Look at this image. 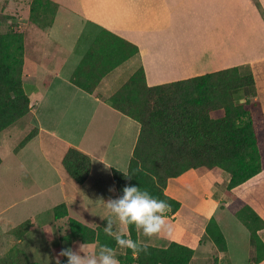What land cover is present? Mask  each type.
Returning a JSON list of instances; mask_svg holds the SVG:
<instances>
[{
  "label": "crops",
  "instance_id": "crops-1",
  "mask_svg": "<svg viewBox=\"0 0 264 264\" xmlns=\"http://www.w3.org/2000/svg\"><path fill=\"white\" fill-rule=\"evenodd\" d=\"M21 1L25 9L17 7L19 11L12 14L17 19L14 20L17 21L15 29L24 35L23 88L30 100L29 116L35 120L32 128L37 133L15 153L23 157V164L19 163L25 170L24 176L30 180L29 196L32 199L51 196L45 212H30L27 235L38 229L37 222L45 214L53 217L50 224L39 225L45 237L47 230L54 234L55 228H67L58 242L55 237L47 242L50 248L45 256L51 260L49 264L64 259L59 255L63 249L76 251L82 244L62 240L69 234L70 219L94 230H104L111 220L112 236L129 234L127 224L120 222L100 200L119 199L113 171L128 172L141 131L137 121L113 109L107 100L139 68H143L149 87L230 68H238L241 73L249 69V73L242 74L255 76V100L261 102L264 113V91L259 81L264 72V0H50L58 5V12L53 26L48 29L29 21L33 0ZM74 21L78 22L76 30ZM59 23L71 40H64L63 33L55 36L53 31ZM103 30L136 46L139 53L106 75L91 95L73 85L71 78ZM84 39L87 44L81 43ZM66 41L71 44L66 46ZM131 62L137 63V68L122 82L123 76L130 71L125 67ZM241 92L243 102L247 98L243 91L235 92L239 103ZM70 148L92 160L90 176L83 185L75 183L62 168ZM263 175L264 172L231 193L227 192L230 175L217 169H192L170 179L166 194L181 204L177 213H167L164 227L166 230L170 225L171 234L149 238L140 231L137 232L138 241L156 248H168L173 243L186 246L194 251L190 264H264V259L256 261L251 233L229 209L233 202L231 195H234L264 220ZM60 205H66L68 216L56 220L53 210ZM4 214L0 212V216ZM211 219L224 235L225 251H221L206 233ZM2 222L9 223L4 237L1 236L6 241L0 244L7 250L6 256L15 247L21 249L19 246L24 240L13 232L20 225L13 226L6 218H2ZM258 236L264 244V229ZM83 245L84 255H95L103 249L98 243ZM89 246L93 250H87ZM114 252L121 264L126 249L118 246Z\"/></svg>",
  "mask_w": 264,
  "mask_h": 264
},
{
  "label": "trees",
  "instance_id": "trees-1",
  "mask_svg": "<svg viewBox=\"0 0 264 264\" xmlns=\"http://www.w3.org/2000/svg\"><path fill=\"white\" fill-rule=\"evenodd\" d=\"M258 5V4H257ZM258 8L261 10L260 6ZM58 5L50 0H33L29 21L43 29L53 26ZM25 40L16 30L0 34V133L26 117L30 100L23 88ZM139 53L136 46L103 30L74 72L71 82L88 94L95 91L102 79ZM243 91L246 100L236 101L235 92ZM256 97V79L230 68L202 77L149 87L143 68L107 100V104L141 125L140 135L127 173L113 171V181L119 198L126 185L139 186L152 196L171 205L173 214L181 204L166 194L170 179L189 170H220L230 175L227 192L243 186L264 172V113ZM31 132L17 147L23 149L35 136ZM1 165V158H0ZM62 168L75 183L83 185L89 178L92 160L81 151L70 148ZM131 177L129 179L126 175ZM231 212L251 233L256 248V261L264 259V244L258 232L264 220L252 207L231 195ZM56 220L68 216L66 205L54 210ZM27 221L13 232L28 233ZM128 236L138 240L134 226ZM46 234L49 231H45ZM208 237L225 251L226 240L214 219L207 226ZM63 241L82 244L98 243L101 248L118 247L115 237L101 228L94 230L76 220H69V234ZM51 242V240L49 241ZM194 251L173 243L168 248L148 246L133 258L130 249L121 264H190ZM0 264L31 263L24 251L11 249L0 258ZM57 264V263H56ZM60 264H67V257Z\"/></svg>",
  "mask_w": 264,
  "mask_h": 264
},
{
  "label": "rangeland",
  "instance_id": "rangeland-1",
  "mask_svg": "<svg viewBox=\"0 0 264 264\" xmlns=\"http://www.w3.org/2000/svg\"><path fill=\"white\" fill-rule=\"evenodd\" d=\"M17 7L20 10H24L25 3L21 0H0V34L9 33L16 30L15 28L17 27V25H15L14 23H16L17 21L15 22L14 20L17 19L14 18L12 13H14V11L16 10L19 11ZM77 23V21L73 22L75 30L78 27ZM53 32L56 33L55 36H59L63 33L64 40H71V38H69V35L67 34V30L64 29V27L60 23L55 27V31ZM83 42L87 44L86 39L82 40L81 43ZM66 43V46H68V44H71L67 41ZM64 51L67 52V50ZM130 64V67H125L126 69H130V71L123 76L122 82L125 81L127 77H129L128 75L131 76L133 69L137 68V63L131 62ZM248 70L249 69L244 70L242 71V73H249ZM259 81L260 87H262L264 91V72L259 77ZM262 99L264 101V96L262 97ZM33 125L35 126L34 117L32 115L29 116L28 114L19 122L15 123L5 131L0 133V157L2 159V165L0 166V212L5 213L4 216H0V244L6 241V239L1 238V236L4 237L3 232L9 226V223L2 222V218L11 220L13 226H19L29 220L32 213L36 214L40 211H42L43 213L49 206L47 202L50 201V194L39 196V198L37 199H32L33 197L29 196L31 193L29 190L30 180H28L26 175L24 176L23 171L25 170H23L22 166L19 163L20 161L23 164V157H19V155L15 153L17 152V147L19 146V144L31 133V131H34L32 128ZM217 171L222 172L220 170ZM261 183H264V175L263 177H261ZM262 189L264 190V187ZM30 212L32 213L30 214ZM51 220H53L52 215L45 214L41 216V218H39V222H37L38 229L30 232L28 235L27 232L23 235L15 233V235L19 237V239L24 240L23 244L19 246L22 250L17 247L15 248L21 251L24 250L29 255V259L31 261H40L45 264L52 263L51 260L45 256L48 254L50 248L47 242L50 243V240L52 242L54 237L55 241L58 242L59 236H63L67 228L65 226H60L57 230L55 228L54 234H51L50 230V232L46 234L45 237L39 225L42 227L46 224H50V222H52ZM8 241L10 240L8 239ZM8 241L6 242L7 245L9 243ZM87 250H93V247L89 246ZM6 251L7 250L5 248L0 246V258L5 255ZM31 252L33 253V255ZM49 254L51 255V253ZM81 255L84 254H82L81 252Z\"/></svg>",
  "mask_w": 264,
  "mask_h": 264
},
{
  "label": "clouds",
  "instance_id": "clouds-1",
  "mask_svg": "<svg viewBox=\"0 0 264 264\" xmlns=\"http://www.w3.org/2000/svg\"><path fill=\"white\" fill-rule=\"evenodd\" d=\"M241 100L243 102V93L241 92ZM106 165V164H105ZM106 167H110L106 165ZM126 175V174H125ZM129 179L131 177L127 176ZM115 189H110L114 191ZM107 209L114 213L119 221L129 226H134L137 232L142 231L143 234L149 238L159 237L162 234H171V226L168 225L165 230V222L167 221V213L171 212V205L166 201L160 200L152 196L148 191L141 190L136 185H126L123 188V196L119 199H109L104 202ZM108 235L112 234V221L109 220L108 226L104 229ZM116 244L121 249H130L133 258H136L141 252H147L148 245L141 243L138 240H133L126 236H116ZM84 245L81 244L80 248L73 251L71 248L63 249L60 256L67 257V264H120L116 258L114 250L105 246L98 254L90 255L85 253ZM57 264H60L57 259Z\"/></svg>",
  "mask_w": 264,
  "mask_h": 264
}]
</instances>
